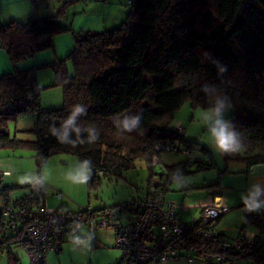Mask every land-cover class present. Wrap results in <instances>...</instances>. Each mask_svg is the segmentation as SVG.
I'll list each match as a JSON object with an SVG mask.
<instances>
[{"label":"trees","instance_id":"trees-1","mask_svg":"<svg viewBox=\"0 0 264 264\" xmlns=\"http://www.w3.org/2000/svg\"><path fill=\"white\" fill-rule=\"evenodd\" d=\"M75 1H63L56 14L0 23V47L13 65L11 72L0 75V149L31 146L39 176L51 155H76L87 165L89 188L101 176L130 168L137 158L145 161L152 176L161 163L162 150L157 146L178 139L191 152L195 145L175 129L160 127V119L185 101L215 108L219 99L233 108L223 126L244 147L241 154L237 148L231 150V158L248 164L264 162V0H130L125 19L99 32H75L69 23L60 21ZM69 31L74 48L66 59L16 68L19 60L53 48L54 37ZM67 59L72 62V73ZM39 67L52 69L54 84L62 89L61 106L42 107L36 77ZM146 73L151 76L145 78ZM77 107L82 111L68 125ZM30 113L36 114L31 129L35 140L11 137L8 122ZM213 166L212 161L196 159L187 168L185 159L167 171L162 169L160 177L167 172L172 179L159 181L133 201L144 199L152 187L162 186L166 191L176 177ZM28 185L30 193L14 199L9 197V188L1 187L2 201L30 208L42 205L43 184ZM103 209L108 207L94 208ZM246 222L262 229L264 214L250 212ZM22 235L20 241L26 247L24 228L5 230L0 209V252L4 243ZM256 238L258 246L249 247L245 254L235 249L234 240L217 232L186 237L178 247H190L209 264L217 256L223 261L248 258L264 264L260 253L264 239ZM9 258L10 264H18L12 255ZM126 263L121 258L116 264Z\"/></svg>","mask_w":264,"mask_h":264},{"label":"rangeland","instance_id":"rangeland-1","mask_svg":"<svg viewBox=\"0 0 264 264\" xmlns=\"http://www.w3.org/2000/svg\"><path fill=\"white\" fill-rule=\"evenodd\" d=\"M52 0L49 6L41 9L39 16L56 14L60 2ZM130 0H78L70 4L60 21L69 23L72 31H104L119 25L129 11ZM67 16V17H66ZM72 31L58 34L54 37V47L35 53L34 56L19 60L17 69L48 63L56 59H66L74 48ZM59 36L60 43H59ZM56 41V44H55ZM69 41V42H68ZM67 68L72 73V62L66 60ZM150 74H144L147 78ZM36 77L41 90L42 107L62 105L63 95L61 86L54 84V75L50 67L36 69ZM213 107L193 104L185 101L173 113H166L158 122L160 127L175 129L177 125L185 128L187 140L194 143L191 153L203 156L220 168L233 162L230 151H223L217 147L213 130L224 129L225 118L233 114L232 107H225L216 115ZM36 120V114L30 113L8 122L7 127L11 137L22 141H34L35 134L31 131ZM244 147H238L237 153H242ZM161 163L154 167L155 173L150 176L146 163L137 158L133 165L121 171L120 174L101 176L94 186L89 188L87 183V165L76 155L55 153L51 155L40 176L37 174L35 150L29 146L0 149V189L9 188L11 199L29 194V183L40 181L43 184L41 200L52 207H65L72 211L81 208H110L137 199L149 187L160 181L162 169L185 161V155L180 151L162 150L159 153ZM216 163V164H215ZM214 167V166H213ZM205 171V170H203ZM190 174V173H188ZM205 174H215L206 171ZM184 176V175H183ZM187 176V175H185ZM176 184V183H175ZM60 192L62 198H58ZM3 201L0 196V209ZM19 240L3 244L0 252V264H10V255L18 260V264H29L26 248ZM192 253V252H191ZM122 258L121 249L115 246V238L111 227L90 228L83 227L77 235L67 236L59 252H47L44 264H116ZM127 264V263H126Z\"/></svg>","mask_w":264,"mask_h":264},{"label":"built area","instance_id":"built-area-1","mask_svg":"<svg viewBox=\"0 0 264 264\" xmlns=\"http://www.w3.org/2000/svg\"><path fill=\"white\" fill-rule=\"evenodd\" d=\"M175 133L181 138L186 136L185 128L181 125L176 126ZM156 149L182 152L186 157L187 168H192L197 159L178 139ZM153 163L158 164L159 159L154 158ZM171 179L164 172L160 182ZM57 196L62 198L60 192ZM258 203L260 200L254 202ZM225 211L226 207L207 206L202 209L198 220L186 222L178 216L176 204L166 199L163 187L158 186L152 187L144 199L133 201L128 206L103 210L81 208L72 211L62 206L52 207L45 202L30 208L14 205L11 201L3 202L1 219L7 231L24 228L29 264H42L47 252L59 251L67 236L77 235L85 226L92 229L111 227L115 246L121 249L122 258L128 264H165L170 260H178L181 252H191L190 247H178L184 238L195 234L209 236L216 232V221ZM234 246L245 254L249 247L258 246L257 238L239 236L234 240ZM260 253L264 257V245ZM221 261L223 258L217 256L212 264Z\"/></svg>","mask_w":264,"mask_h":264},{"label":"crops","instance_id":"crops-1","mask_svg":"<svg viewBox=\"0 0 264 264\" xmlns=\"http://www.w3.org/2000/svg\"><path fill=\"white\" fill-rule=\"evenodd\" d=\"M48 4H43L41 0H0V23L26 21L39 15L40 10L48 7ZM60 37L57 38L59 43ZM12 69L9 55L0 47V75L11 72ZM196 158L207 161L203 156ZM206 171H214L215 174H205ZM186 175L173 179L165 191L166 199L176 204L178 216L182 220H198L202 209L207 206L226 207L227 211L215 225L217 233L231 241L242 235L260 236L264 239V228L258 229L246 222L250 212L264 214V162L248 164L245 160L234 159L222 168L214 165ZM256 200H260V203L254 204ZM191 252H181L178 260H170L165 264H209L210 260ZM219 264L259 263L248 258H238L224 260Z\"/></svg>","mask_w":264,"mask_h":264},{"label":"clouds","instance_id":"clouds-1","mask_svg":"<svg viewBox=\"0 0 264 264\" xmlns=\"http://www.w3.org/2000/svg\"><path fill=\"white\" fill-rule=\"evenodd\" d=\"M224 108H225L224 101L218 99L216 102V107L213 110V112L216 115H219V113ZM81 111H82V109L80 107H77L75 109V111L73 112L72 116H70L69 119L67 120V124L71 125L76 118V114L80 113ZM66 135H67V133L65 132V136ZM213 136L215 138V142H216L217 147L223 151H231V150H234L235 148L239 147L236 144L235 138L230 133L225 132L224 129L213 130ZM61 139H63V137Z\"/></svg>","mask_w":264,"mask_h":264}]
</instances>
